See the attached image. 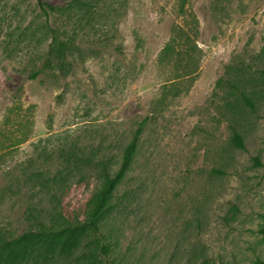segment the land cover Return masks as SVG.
<instances>
[{
	"label": "rangeland",
	"instance_id": "1",
	"mask_svg": "<svg viewBox=\"0 0 264 264\" xmlns=\"http://www.w3.org/2000/svg\"><path fill=\"white\" fill-rule=\"evenodd\" d=\"M39 1L58 12L45 16ZM61 41L76 47L63 71ZM239 66L264 68V0H0V224L35 230L26 209L39 197L78 210L99 179L76 169L61 178L70 158L84 169L94 154L119 160L146 118L111 199L115 245L96 261H264V97L228 118L216 87ZM230 122L243 149L227 144ZM15 137L23 142L9 146ZM229 155L228 173L212 176ZM85 243L57 264L87 262Z\"/></svg>",
	"mask_w": 264,
	"mask_h": 264
},
{
	"label": "trees",
	"instance_id": "2",
	"mask_svg": "<svg viewBox=\"0 0 264 264\" xmlns=\"http://www.w3.org/2000/svg\"><path fill=\"white\" fill-rule=\"evenodd\" d=\"M86 1L95 3L99 0ZM38 5L45 16L58 12L57 6L44 1H39ZM185 37L187 38V35ZM172 46L171 43H167L163 48L162 55H171ZM75 48L68 41H61L57 46L54 52V62L60 71L66 69L65 60ZM188 51L193 52L194 49L190 48ZM185 55L190 56L191 54L185 52ZM187 66L186 68L190 70V66ZM184 71L185 74L182 75L189 73ZM227 73L228 77L219 78L216 83V87L221 90L220 97L223 100L221 109L229 114L228 118H232L236 111L254 112L257 109V103L264 97V68L254 67L250 70V66H239L235 70L227 71ZM146 121L147 119L144 118L138 123L131 139L123 147L119 160L106 153L94 154L91 159H87V168L84 169V161L79 167L78 164H74V160L77 158H70L73 165L66 164L67 168L65 167L59 173L61 178L67 177V174H63L67 169H73V171L76 169L79 172V177L85 178L87 174L94 172L99 179L97 188L81 201L78 210H55L52 201L48 200L47 202L46 199L39 197L32 200L26 209L28 220H31L35 230L30 228L16 233L0 224V264H57L56 259L66 260L64 256L77 249L84 240L86 243L82 255L83 257L87 256L88 261L83 264H100L96 261L98 260L97 253L107 256L112 252L115 245L114 236L108 230L109 214L113 210L111 199L136 154ZM229 126L231 132L227 144L233 149H243L245 146L243 134L234 123L230 122ZM22 140L23 137H15L9 146L16 145ZM1 147L2 145H0ZM232 158L231 155L227 156L221 165L210 169V174L214 177L226 175L231 166ZM35 174L33 175L35 178L41 179L37 186V193L39 195L42 192L47 194V190H43L47 188L42 182L44 181V172H36ZM23 180L26 182L25 179ZM30 191L33 189L31 188ZM50 208L52 209L51 213L49 212ZM260 231L264 234V214ZM95 235H97L96 247H92L89 243L91 241L88 242V239ZM57 247H60L59 252ZM258 264H264V261L259 260Z\"/></svg>",
	"mask_w": 264,
	"mask_h": 264
}]
</instances>
